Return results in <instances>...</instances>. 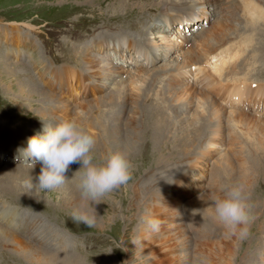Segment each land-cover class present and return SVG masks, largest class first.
<instances>
[{"label": "rangeland", "instance_id": "1", "mask_svg": "<svg viewBox=\"0 0 264 264\" xmlns=\"http://www.w3.org/2000/svg\"><path fill=\"white\" fill-rule=\"evenodd\" d=\"M200 1L0 0V178L13 172L0 185V264H38L4 254V230L58 264H264V105L233 109L264 100V52L244 40L249 1L264 14V0ZM194 67L251 89L227 101L193 82ZM45 95L55 117L35 113ZM133 105L140 140L124 158Z\"/></svg>", "mask_w": 264, "mask_h": 264}, {"label": "bare ground", "instance_id": "2", "mask_svg": "<svg viewBox=\"0 0 264 264\" xmlns=\"http://www.w3.org/2000/svg\"><path fill=\"white\" fill-rule=\"evenodd\" d=\"M200 1V0H199ZM205 1V0H204ZM261 1V0H260ZM163 2V1H162ZM198 3H200V4H202L203 5V2L201 3V1L200 2H198ZM204 3H206V2H204ZM207 4H209V3H206V5ZM249 4V5H248ZM247 5V9H249L250 10V13H249V16L251 17L250 18V20L251 21H253V23H252V25L254 26V28H252L251 27V29H249L248 28V30L250 31V33L245 37L244 36V40L246 41V45H247V49H249V48H251V52L252 53H259L260 51H263L264 52V14H262V12H260V10H263V9H260L259 7H257V6H259V5H256L255 6V4H251L250 3V1H249V3H248ZM242 6H243V4H242ZM219 7V6H218ZM245 7V6H244ZM262 8V7H261ZM220 9V8H219ZM259 10V11H258ZM221 13L219 12V11H215L214 12V15H212V16H219ZM186 16V15H185ZM245 19V18H244ZM247 19V18H246ZM248 20V19H247ZM262 24V25H261ZM261 25V28L259 27ZM222 26V25H221ZM223 27V26H222ZM258 28H260V29H258ZM201 31H203V30H201ZM245 31H247V30H245ZM248 31V32H249ZM201 33V32H200ZM201 37H203V36H201ZM179 38H181V39H183V41L185 42V41H187V39H185L184 37H182V36H180ZM199 38V37H198ZM163 41H164V39H162ZM212 42H213V40H211ZM188 42V41H187ZM208 42H210L209 40H208ZM215 43V42H214ZM251 45H254L253 47L251 46ZM256 45H258V48H257V46ZM256 47V48H255ZM231 49V48H230ZM250 50V49H249ZM225 51H226V49H223V51H221V53H225ZM262 52V53H263ZM261 58V57H260ZM262 59V58H261ZM47 67H45V66H42V70L44 71L45 69H46ZM175 69V68H174ZM47 70V69H46ZM194 70L196 71V75H197V80H194V78H193V82L195 83V82H200L201 84H199L201 87L203 86V85H205L206 84V82L207 81H211V83H210V85L212 86V88L213 87H215V89L217 90V91H219V93H220V96H222V95H225V98H223V99H225V100H229V101H233L234 100V98L237 100V99H240V98H245L247 95V93H248V91L251 89L250 88V86H249V84L247 83V81L245 80V79H240V81H236L235 83H233V84H231V85H229L231 88H229L228 87V85L227 84H224V83H222L219 79L217 80L215 77H204V73H203V70H202V72H200V73H197V70H198V68H196V67H194ZM56 73V71H54V70H52V71H49L48 70V74H55ZM58 73H59V71H58ZM59 74H62L63 75V73H59ZM198 74H199V76H198ZM74 83H75V80L73 81V84H72V86H74ZM132 83V82H131ZM67 86H68V84H67ZM79 86V85H78ZM238 87H240V88H238ZM254 89V88H253ZM74 92H77V88H76V85L74 86ZM234 92H236L235 94H232V93H234ZM70 93V92H69ZM226 94H228V97L226 96ZM31 95L32 96H38L39 94L38 93H36V91L35 90H32V93H31ZM71 95H72V93H71ZM256 95H259V94H256ZM256 95H252L251 97H249V98H247L246 100H244V102L242 103V102H240L239 104H236L235 106H234V108L233 109H235V108H237V107H239V106H243V105H246L247 107H249V109L251 110V107H253L254 109L255 108H257L258 106H263L264 105V100L262 101L261 99H262V97L260 96L259 98H256ZM46 97H48L49 98V101H48V103H46V105L48 106V107H46V108H41V107H39V108H41V109H38V112H35V113H37V116H39V117H45L46 115H49L48 117H52L51 115H55L54 114V112L53 111H49V109H50V106H51V108H52V106H54L52 103L54 102L52 99H53V97L52 96H49V95H45ZM45 96H43V98H46ZM112 97L113 96H110V97H108V99H104V101L105 102H107V101H110V102H114L113 100H112ZM109 102V103H110ZM67 106H60L59 107V105H57V107L55 106V108H59L58 110H59V112H60V119L61 120H63V121H66V119L68 118L67 116L71 113V110L70 109H67L66 108ZM89 107V106H88ZM149 107H151L152 108V110H151V117L153 116L154 117V114L153 113H155V115H156V119H155V121H154V119L152 118V122H151V124H152V127H154V129H153V138H152V140L154 141V142H156V144H157V142H158V140L156 139V135H157V132H155V127H157L161 122H162V116H161V114H160V110H158L157 108H154L155 106L153 105V104H150L149 105ZM60 108H62V109H60ZM90 108V107H89ZM259 108V107H258ZM257 108V110L256 111H258L259 112V110H261L262 108H259L258 109ZM254 109H253V111H254ZM132 110H134V112H136V114H135V116L134 117H132L130 120H131V129H130V131L129 132H126V133H122V135H121V133H118L120 136H121V140L119 141L120 143H122V148H123V154L125 155L124 156V158H129V155H131L132 153H134V146L136 145V143H138V140H140V136H139V133H138V120H137V118L139 117V115H138V111H140V114H141V109L140 110H138V108H136L134 105L132 106ZM49 111V112H48ZM255 112V111H254ZM73 114H74V111H73ZM55 117V116H54ZM151 117H150V120H151ZM145 118V117H144ZM240 119L242 118V117H239ZM141 119V118H140ZM146 119V118H145ZM78 121H79V117L77 116L75 119H74V123H78ZM104 122V121H103ZM100 124V123H99ZM103 125H100V129L101 128H103L102 127ZM141 127V126H140ZM160 127V126H159ZM140 129V128H139ZM144 129V128H143ZM76 131H77V129H76ZM106 128H104V132H103V147L104 148H106L108 145V140H107V138L109 137V136H107L106 134ZM82 135V134H81ZM101 135H102V133H101ZM82 136H84V135H82ZM112 136L114 137V136H116V133L115 134H112ZM160 136V135H159ZM100 137V136H99ZM160 138V137H159ZM68 139H69V141L68 142H71V147H73L74 145V142H76V132L73 134V133H70V135H69V137H68ZM30 140H32V139H30ZM117 141V140H116ZM25 142V141H24ZM100 142V141H99ZM118 142V141H117ZM92 144H93V142H92ZM99 145H102V144H99ZM118 145V144H117ZM2 146H4V145H2ZM100 147V146H99ZM27 149V148H26ZM33 148H29V151L30 150H32ZM103 149V148H102ZM99 150V149H98ZM105 150V149H104ZM28 151V150H27ZM74 151V150H73ZM75 152V151H74ZM73 152V153H74ZM97 152V151H96ZM100 152H101V150H100ZM98 153V152H97ZM118 153V152H117ZM101 154V153H100ZM77 155V154H76ZM77 157V156H76ZM92 157V156H91ZM130 157H132V156H130ZM65 159V158H64ZM59 160L60 159H57V162H59ZM79 160V159H78ZM64 161V160H63ZM66 161V160H65ZM57 162H55V163H57ZM80 163V162H79ZM47 162L45 163H42L41 165H38V168H41V167H44V166H47ZM75 164H77V162H73L70 166L73 168V166L72 165H75ZM68 166V165H67ZM69 166V167H70ZM65 167V166H64ZM68 167V168H69ZM71 167L69 168V169H71ZM80 167H82V166H79V164H77V169L76 168H73V170L75 169L77 172H80V176H81V178L82 179H84V178H86L85 177V175H86V171L83 169V167H82V169L85 171V172H83V171H81V169H80ZM67 168V169H68ZM75 171V172H76ZM8 171H6V174H4L1 178H0V185L2 184V185H4V186H2V187H5V188H3V189H6V187H8V186H6L5 185V183L7 182V183H9V185H10V182H11V180H8L7 178H6V176L5 175H7V174H11V173H13V172H9V173H7ZM71 172H73V171H71ZM68 173V172H67ZM130 173H132V175H133V173L134 172H130ZM135 173H137V172H135ZM134 173V174H135ZM71 174H73L74 175V173H71ZM76 174H79V173H76ZM131 175V174H130ZM70 176L71 175H69V178H70ZM79 176V175H78ZM192 176V175H191ZM9 178L11 179V175L9 176ZM56 178V177H55ZM57 178H59V177H57ZM72 178H74V177H72ZM80 178V179H81ZM88 178V177H87ZM86 178V179H87ZM2 179V180H1ZM78 179V178H77ZM89 179V178H88ZM70 180V179H69ZM75 181V180H74ZM71 183V182H70ZM89 183V182H88ZM77 186V185H76ZM216 186V185H215ZM78 187V186H77ZM120 187H121V190H122V193L123 192H125L126 194H128V191H124L125 189L124 188H122V183H120ZM76 188V187H75ZM217 188V187H216ZM91 190V189H90ZM85 190H83V192H84ZM135 191V189H133V192ZM78 192V191H77ZM82 192V193H83ZM63 193V192H62ZM79 193V192H78ZM84 194V193H83ZM87 194V193H86ZM130 194V193H129ZM79 195V194H78ZM85 195V194H84ZM65 197V196H64ZM79 197V196H78ZM86 198V197H85ZM85 198L84 199H81L83 202H86L85 201ZM123 198V197H122ZM125 198V197H124ZM97 200V199H96ZM82 202V204L83 205H85V203H83ZM196 202V201H195ZM205 203H207V202H205ZM87 205V204H86ZM207 205V204H206ZM191 206H194V207H196L197 206V208L200 206V207H202V208H204L203 206H204V201L201 199V200H199V201H197L196 203H194V204H192ZM86 208H87V206H86ZM136 208V207H135ZM134 208V209H135ZM136 210V209H135ZM86 216H89V214H86ZM241 218H238L237 216H234V217H232L230 220H229V223L228 224H230V226H231V229H236V230H238V229H240L239 227H240V224H241ZM36 229V228H35ZM246 230V229H245ZM230 231V230H229ZM2 233H3V236L5 237V240H6V243L2 246V248L4 249L3 250V253L5 254L6 252L7 253H9L10 254V256L12 255L14 258H15V260L16 261H20V262H24V261H34L35 263H38V264H58V260H57V258H55V257H48L47 256V254H45V252H43V251H41L39 248H37V247H35V246H33L32 244H31V242L30 241H28V240H25L21 235H19V234H16V233H13V232H8L7 230H4V231H2ZM45 233V232H44ZM42 234V233H41ZM47 235H48V233H47ZM35 236V235H34ZM40 236V235H39ZM235 237V236H234ZM240 237V236H239ZM243 238V237H242ZM30 239H32V240H35V238L34 237H30ZM37 239V238H36ZM41 239H43V238H41ZM241 240V239H240ZM28 241V242H27ZM38 241V240H37ZM238 242H240L239 240H237ZM37 245V244H36ZM9 246H10V248H9ZM8 247V248H7ZM226 247V246H225ZM228 247V246H227ZM229 248V247H228ZM232 248V247H231ZM226 250V249H225ZM6 251V252H5ZM229 252V251H228ZM226 255V254H225ZM228 255V254H227ZM222 256V255H221ZM222 258V257H221ZM71 260V259H70ZM60 261V260H59Z\"/></svg>", "mask_w": 264, "mask_h": 264}]
</instances>
